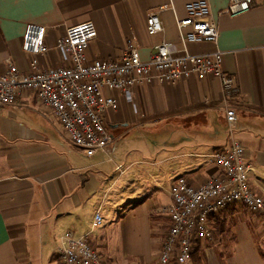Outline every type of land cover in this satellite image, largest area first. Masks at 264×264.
I'll return each mask as SVG.
<instances>
[{"label": "crops", "instance_id": "obj_1", "mask_svg": "<svg viewBox=\"0 0 264 264\" xmlns=\"http://www.w3.org/2000/svg\"><path fill=\"white\" fill-rule=\"evenodd\" d=\"M193 0H0V73L8 61L29 72L22 49L30 23L48 28L42 69L62 65L56 44L69 26L93 20L98 35L89 59H118L130 40L147 60L162 42L180 44L176 15ZM217 42L189 43L192 52L220 50L239 93L226 95L218 77L134 87L136 108L122 92L106 114L114 139L87 157L67 138L51 110L26 91L0 112V264H59L67 234L87 237L109 264H159L172 186H199L220 175L211 156L231 140L224 104L238 108L234 137L252 164L251 181L264 195V0L251 10L225 13L230 0H208ZM163 7V8H161ZM158 11L163 29L149 34ZM103 216L94 226L95 214ZM216 238L199 243L189 264H264V218L244 205L213 221Z\"/></svg>", "mask_w": 264, "mask_h": 264}, {"label": "built area", "instance_id": "obj_2", "mask_svg": "<svg viewBox=\"0 0 264 264\" xmlns=\"http://www.w3.org/2000/svg\"><path fill=\"white\" fill-rule=\"evenodd\" d=\"M257 3L258 0H230L225 13L239 15ZM185 9L184 17L176 15L180 44L162 42L147 60L142 59L132 40L118 59H89L87 51L98 30L93 20H87L69 26L58 39L56 48L62 65L42 69L40 58L50 51L48 28L44 24H28L22 49L31 56L32 70L24 72L8 61V69L0 73V112L14 105L24 92L33 91L38 102L51 110L68 140L92 157L107 151L114 139L107 128L106 114L116 100L107 91L122 92L136 108L135 86L175 83L199 75L218 77L226 95L239 93L235 76L224 70L222 51L196 53L189 48V43L217 42L219 38L208 0L189 1ZM158 13L151 12L147 19L151 35L163 29ZM224 109L231 140L226 148L211 156L221 173L199 186L184 180L172 186V202L163 209L168 222L159 264H189L197 243L215 240L213 221L229 205H244L264 218V195L253 186L254 168L246 159L244 145L234 137L238 108L225 102ZM102 222L103 216L97 212L94 226ZM65 237L57 249L59 264H109L87 237Z\"/></svg>", "mask_w": 264, "mask_h": 264}, {"label": "trees", "instance_id": "obj_3", "mask_svg": "<svg viewBox=\"0 0 264 264\" xmlns=\"http://www.w3.org/2000/svg\"><path fill=\"white\" fill-rule=\"evenodd\" d=\"M233 205H235V204H233ZM229 206H231V205H229ZM229 206H228V207H229ZM246 208H247V207H246ZM226 209H227V207H226ZM247 209H248V208H247ZM248 210H249V209H248ZM249 211H250V210H249ZM251 212H252V211H251ZM219 213H221V212H219ZM253 213H254V212H253ZM256 214H257V213H256ZM218 216H220V214H219ZM167 222H168V220H167ZM215 229H216V228H215ZM198 244H199V243H197V245H198ZM197 245H196V246H197ZM196 246H195V248H196ZM195 248H194V249H195ZM194 249H193V251H194ZM193 251H192V255H191V256H193V254H194ZM191 260H192V259H191Z\"/></svg>", "mask_w": 264, "mask_h": 264}, {"label": "rangeland", "instance_id": "obj_4", "mask_svg": "<svg viewBox=\"0 0 264 264\" xmlns=\"http://www.w3.org/2000/svg\"><path fill=\"white\" fill-rule=\"evenodd\" d=\"M98 249V248H97ZM99 250V249H98Z\"/></svg>", "mask_w": 264, "mask_h": 264}]
</instances>
